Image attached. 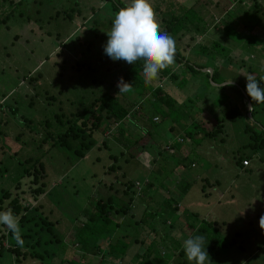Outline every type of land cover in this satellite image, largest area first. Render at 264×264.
Wrapping results in <instances>:
<instances>
[{
	"label": "trees",
	"instance_id": "16d2710c",
	"mask_svg": "<svg viewBox=\"0 0 264 264\" xmlns=\"http://www.w3.org/2000/svg\"><path fill=\"white\" fill-rule=\"evenodd\" d=\"M21 1L24 0H20L18 3ZM89 1L91 0H82L81 2H78V0H50L52 4L51 7L54 10L51 20H55L56 23L60 22V24L62 22L68 23L75 20V31L76 29H78V31L75 32L73 36H71L72 32L69 33L62 42H59L58 44H61V46H56L53 52L45 56L48 61L37 65L35 69L28 72L21 81L22 85L19 86L22 88L24 87L27 91H35L33 94L36 95L39 89L38 87L40 86V84H38L39 81L43 79V76L45 77L49 70H51L52 73L57 74L59 78L67 79L66 84L69 91L68 93H71L75 98L76 103H74L79 110L67 113L61 108V110L55 108L51 111L52 113L50 115L48 114L46 118L42 120V127L44 130L42 131L41 138L45 145H49L50 149L59 146L70 150L71 142H75L78 143V148L74 151V154L77 157L84 158L85 154L83 153V150L89 151L90 146L94 145V142H98V140L101 143V146H99L101 149L107 147V140L113 137L114 133H118V145L124 148L127 152V158L124 156L123 152L119 155L114 154V156H110L113 164L107 169H104L103 173L104 177L106 175L111 176L112 174H117V179H115L114 182L115 184L112 183L109 187H107V184H104V186L110 191L114 190L116 184L123 187L122 194L126 198L118 195L119 191L116 190L115 195L120 198V202L122 203L121 206L113 204L114 201H112L111 196L97 199L91 212H85L87 217L81 213L84 217L83 221H86L85 224L82 223L84 224L83 230H92L90 235L94 238L100 233L103 234V232H108L110 236H115V232H119L120 227L123 225L128 226L126 217L129 215L131 216L130 213H133V215H138V217L134 216L135 219L133 220L137 227V234L139 235L137 239L133 240V242H136L137 244L141 242L140 240L144 237L154 236L147 246L150 247L153 245V247H156L158 244H161V247H163L166 245L165 243L167 240L164 238L166 236L159 234L157 230L160 226L165 225L174 227L173 224L175 223V219L179 221V218H184L194 226L192 227L190 224L186 225V227L189 228H199V223H207L206 225L209 227L208 232H210V234L208 235V242L205 241V248L207 252L211 251V253L215 255L213 257V264H249L251 259L257 258L258 256L251 257L247 262H244V256L240 255L238 249H234L231 254H226L227 250L225 249V246L227 244H230L227 247L233 246L232 244L235 242V236L229 240L228 236L223 235L226 234V232L227 234L232 235L238 234L239 232L238 229H235L233 224H228V221L231 220L226 218L228 214L224 213V209L225 206L234 205L240 201L242 194L240 185H237L235 188H230L228 193H226L225 199H223L222 202H220V206H218V208L223 207L222 212L226 217H223L218 221L214 219L213 221L207 222V220L211 218H206L205 214L201 217L194 212L188 214L187 207L189 208V204L191 203L189 201H184V208H186L187 211H183L185 214L180 217H178V214H175L180 208H182V199L188 194L191 188V183L183 182L181 177L178 176L176 183L173 182L172 184H169L170 187L166 188L163 187L166 186L162 184L163 180L159 178L163 177L161 172L156 174V176L153 175L154 178L151 181H147L146 179H134L133 175L129 174L130 170L129 172L127 170L121 172L123 169L118 164L123 158L126 159H124V161L127 163L130 161H136L133 154L127 151L134 150L135 147H139V149L142 148L140 153L141 155H145L143 148L146 150L148 144L146 143L142 146L136 145V142L140 140V133L137 134V132L140 130L147 134L152 133L153 125L160 124L162 119L161 116H163L167 119L169 117L171 118V124L168 128L170 132H174L175 128H180L186 131L184 135L179 134L173 142H165L164 146H166L171 152V154L168 155H173V152L179 150V147L183 144L190 143L193 136L194 138L196 137L194 140L198 142L196 143V146H200L201 144L199 142H202V140L206 138L216 139L219 134H223L222 137H225L226 122H229L232 125L237 123V127L244 126L243 134L247 136L246 138L248 142L242 144L245 145L243 146L244 149L237 146L238 148L234 147L231 150L233 153V166L230 164L229 166H232L235 172L232 178L226 177L222 180V177H220L213 180L211 175L217 163L213 164L212 162L209 170L204 171L201 175H194V178L197 177V180L199 179L198 181L201 184L204 200L208 201V203H205L206 206H210L213 198L211 195L215 193L213 190L218 186H221L220 183L224 185L225 188H229V185L232 182L237 181V178L243 176L251 177L253 174L257 173L254 164L257 160L259 161L257 155L264 156V103H254L249 110L248 104L252 102L246 94L245 86L246 77L252 76L257 81H260L261 86L264 87V71H262V69H264V25L259 27L258 24L259 21L260 23H264V0H261L262 3H259V0H227L228 3H232L231 5L237 4L236 9L242 13L240 16L242 22H237L234 27L232 25H224L223 20L222 22H218L217 19L214 18V20L219 23L217 24L220 25L218 27L225 31L223 35H218L220 38H227L232 42L237 34L243 36V39L238 42L237 46H233V48H235V55L239 58L240 64H238V62L232 65L228 60V54L230 51L226 48V46L232 44L224 42V39L223 41H211L207 43L209 38L207 37L208 33L206 32V29L209 30L207 27L213 23L212 17L215 13L208 12L205 17H200L196 12V6L200 4L199 0H193L189 5H187V1L191 0H150L161 25V29L167 31L175 38V65L162 71L157 81L146 85L142 73V62L129 65L120 60L121 67L119 68L118 75L115 76L117 81L109 86V88H100L96 90L94 88L95 84L103 82L106 77H98L95 75L92 66L103 59L109 58L103 52V46L106 44L108 38L106 32L111 28L114 14L119 11L120 8L127 6L128 0H97L99 3L105 1L103 9L106 10L103 15L98 16V13V17L95 16V13L93 14L92 11H94L93 9L98 8L100 6L99 4H96L97 6H90V15L87 13L88 11L84 10ZM9 2H12V0H9ZM210 2L214 3L215 1ZM261 5L263 6L262 8ZM215 9H219L217 4L215 5ZM223 11V13L229 15L228 12L231 10L228 11L226 8ZM84 14L86 16H83ZM250 14L257 19L250 18ZM11 16V12L1 7L0 26L1 24H5ZM94 17L97 18L93 20ZM28 19V23L31 24V18L28 17ZM203 27L204 30H202ZM218 27L215 28L218 29ZM188 34H190L191 38L195 41L196 48H199L203 52V57L199 59V63L188 57L189 55L187 51L191 48L189 44L183 40ZM41 35L43 37L38 36L34 45L38 41L41 42L43 38L49 39L51 37V34L50 37L44 36L49 35L48 32L45 34L42 33ZM196 35H199L200 37H197ZM60 36L61 35L56 34L53 39L57 41ZM69 37L70 39H68ZM197 38H200V40L196 41ZM65 40L67 41L64 42ZM224 43L228 44L226 45ZM218 47L223 48V51L221 49L220 52L218 51L215 53V49ZM207 55L211 56L214 66L208 65L209 61L204 58L205 56L207 57ZM248 59H253V63L250 64V66L247 64ZM88 61L94 64L90 66L87 64ZM223 63L232 66L229 68H231L230 73L233 76L236 78L237 76H240L238 80L236 78L232 79L234 81L233 86H219L226 81L218 75V69H220V65ZM215 66H217V69H215ZM201 69L206 78L203 83L204 86L198 90L195 89L196 84L189 82L188 78L183 76V73L186 72L188 75H192L197 72L200 73ZM68 71H72L74 74L67 76ZM121 77L125 82L132 84V90L130 92L120 94L125 95L128 98L134 97L136 99L134 104L132 102L133 106L131 108H127L121 103L116 95L111 93V91L115 89L119 94L117 82ZM70 84L72 85L70 86ZM216 91H219V93H216ZM214 93L216 94V97L213 96ZM10 97L11 94H4L0 102L3 99L5 101L8 100ZM84 97H87L88 99L83 101ZM45 98V107H55L57 101L54 94ZM5 101L3 104H5ZM32 104L33 99L31 98L29 105L31 106ZM12 113L15 114L16 112L14 111ZM254 113L257 118L253 117L250 127L248 121L251 120L250 116L252 117ZM178 114H182L178 116L180 118L183 115L185 118L188 117L190 119L189 123H186L185 126L178 124L175 120L177 119L178 121H181L180 118L176 117ZM248 114L250 115L249 117ZM240 120L246 121L247 124H244V122L239 123L241 122ZM255 126H257L258 129ZM130 129H132L134 142L124 139V134L130 133ZM134 129H136V132H134ZM136 136H138L139 139H137ZM94 137L95 141L92 139ZM220 140L225 142L223 138ZM101 149L98 148L97 150ZM162 153V151L154 148L155 156L161 157ZM186 156L187 155L181 154V157L178 159L179 161H176V171H181L178 168H183V171H186L187 168L192 169L194 167L193 162H188ZM155 158H153V164L156 161ZM250 158L251 160H248ZM222 160L219 162L222 163ZM261 160L262 159H260V161ZM159 161L155 162L156 166H158L157 163ZM244 161L248 163L247 166L243 165ZM146 162L150 161H145V171L148 169L145 165ZM25 164L28 167H25L23 177L29 180L28 194L32 197L33 202L37 203L39 199L47 193L44 182V179L47 177L46 167L39 160L34 161L32 159H27L25 160ZM155 168L153 170L157 173V168ZM258 172H260L258 173L259 176L262 171L260 170ZM146 175H148V171ZM262 180L261 177L260 182L264 183ZM249 181L253 182L252 179H249ZM209 185L211 187H209ZM142 186H146L149 189V197L143 196V193L141 192ZM262 186L263 185H260V187ZM19 187L20 185H17L14 190L18 191ZM130 194L132 195L130 196ZM158 195H161L162 198H159ZM136 199L139 201L137 200V202ZM24 203L25 202L20 199V196L17 193L11 195L10 191H2L0 194V212L11 210L18 218L19 225H22L26 220L24 215ZM138 205H140V207H138ZM201 206L202 205H200V207ZM232 212L240 216L242 215V210H234ZM190 215L194 216L193 220L195 221L192 223L191 220L188 219ZM247 218H249L248 215L246 216V219ZM29 220L35 222L40 229L51 224L47 219L38 217H32ZM109 225H111V228L108 230ZM177 226L179 228L178 231L180 232L179 222L177 223ZM246 227L250 228L252 226H245V228ZM201 228L202 227L198 229V232L201 231L203 234L207 235L208 233H204ZM73 234L74 232L68 233L67 237L69 242L72 240L71 236ZM182 235L183 231H181L180 236ZM9 236L12 237V234L8 229L0 225V256L3 255V252L7 251L14 256L12 258L14 264H23L25 262H30L31 264H48L55 258V253L48 252L47 249L38 250L36 247L40 242H43L46 245L48 243L56 244L58 241L59 244L56 235L49 237L41 231V233L37 234L34 240H30V242L26 244L24 241L29 238V236H24L21 233V238L24 242L23 245H18L14 239V246L6 248L5 243L8 242ZM262 243L263 242L259 244V249L262 248ZM128 246L129 244H125L120 248L122 249L120 250L121 254L115 252L110 239L107 242L105 241L104 243H101L100 246L97 247L101 250H103L101 247L105 249L103 257L108 264H116L114 259H117V263L120 260L114 257L113 254H116L117 257L118 255L125 257V249L127 250ZM176 246L177 247L172 250L170 257L165 260L167 264H173L171 259L183 255L182 244L180 246L179 243ZM242 250L245 249L242 248ZM135 256H137V254ZM21 257L23 258V262L20 260ZM46 257L49 260L48 262H45ZM216 260L219 261V263H216ZM161 261L163 260H157L153 263L160 264ZM147 263L149 264L150 261L148 260ZM176 264H188V262L177 261Z\"/></svg>",
	"mask_w": 264,
	"mask_h": 264
},
{
	"label": "rangeland",
	"instance_id": "374dc122",
	"mask_svg": "<svg viewBox=\"0 0 264 264\" xmlns=\"http://www.w3.org/2000/svg\"><path fill=\"white\" fill-rule=\"evenodd\" d=\"M18 1L20 0H12V2H9V0H0V8H5L12 13L10 19L5 22V24H1L0 26V100L3 98L4 94H11V97L8 100L5 101L3 99L0 102V194L2 191H10L11 195L17 193L19 194L20 199L25 202L24 215L26 220L22 225L20 224V229L21 233L24 236L28 235L29 238L25 239L24 242L27 244L30 240H34L37 234L41 233V231L49 237L56 235V238L59 240V244L58 241L56 244L48 243L46 245L43 242H40L36 247L38 250L47 249L48 252L55 253V258L48 264H108L106 259L103 257L105 249L101 247L103 249L101 250L97 246H100V244L105 241L107 242L109 239L111 240L112 247L116 253H120V250H122L120 248H122L125 244H129L127 250L125 249V257L122 255H118L117 257L116 254H113L114 257L120 260L117 263V259H114L116 264H148V260L150 261L149 264H154L153 262L157 260H163L160 264H167L165 260L170 257L172 250L177 247V244L180 243L181 246L183 243L182 240L186 236L189 238L195 235H202L205 237V241L208 242V235L210 232H208L209 227L206 225L207 223H199V228L202 227V231H204V233H208L206 235L201 231L198 232L199 228L186 227V225H189L190 222H187L184 218H179V221L175 219V223L173 224L174 227L165 225L160 226L157 230L159 234L166 236L164 237L167 240L165 246L161 247V244H158L156 247H153V245L148 247L147 244H149L154 236L142 238L140 240L141 242L137 243V245L136 242H133V240L137 239L139 236L133 219H135L134 216L138 217V215H133V213H130L131 216L129 215L126 217L128 226L123 225L120 227L119 232H115V236H110L108 232H103V234L100 233L94 238L90 235L92 230H83L86 221H83L84 217L81 213L87 217L85 212H91L97 199L111 196L112 201H114L113 204L121 206L122 203L120 202V198L115 195L116 190L119 191L118 195L126 198L122 194L123 187L116 184L114 190L110 191L104 186V184H107V187L111 186V184L115 182V179H117V174H112L111 176L106 175L104 177L103 173L104 169H107L111 166V164H113L110 156H114V154L119 155L123 152L124 156L127 158V152L124 148L118 145V133H114L113 137L107 140V147H103L104 149L99 147L101 146V143L98 140V142H94L95 144L90 146L89 151L83 150V153L85 154L84 158L77 157L74 154V151L78 148V143L71 142L70 150L59 146L50 149L49 145L44 144L41 138L42 131L44 130L42 127V120L45 119L48 114L50 115L53 109L59 108V110L62 109L67 113L79 110L75 104V98L71 95V93H68L69 91L66 84L67 79H61L57 74L52 73V71L49 70L51 73L47 72V76H43V79L38 83L40 86L38 87L39 89L36 95L39 96L33 94L35 91H27L24 87L22 88L19 86L22 85L21 81L28 72L35 69L37 65L48 61L45 56L53 52L56 46H61V44H58L59 42H62L63 39L71 32V36H73L78 29L75 31V20L68 23L62 22L61 24L60 22L56 23L55 20H51L54 10L51 7L52 4L50 0H42V2L41 0H24L20 3H18ZM81 1L82 0H78V2ZM210 1L215 2L211 3ZM192 2L193 0L187 1V5ZM199 2L200 4L196 6V12L200 17H205L208 12H213L216 15H213V23L207 27L209 30L206 29V32L208 33L207 37L209 38L208 41L206 40L207 43L211 41H223L224 39V42L232 44L230 45L231 47L226 46V48L230 51L228 54V60L231 65L238 62V64H240L239 58L235 55V48H233V46L236 47L238 42L243 39V36L241 34H237L232 42L227 38L222 39L219 36L223 35L225 31L218 27L220 26L218 25V22H222V20L224 25H232L233 27L237 22H242V19L240 18L242 13L236 9L237 4L231 5L232 3H228L227 0H199ZM259 3H262L261 0H259ZM96 4H99L100 6L93 9L94 11H92V13H95V16H97L98 13V16L103 15V13L106 12V10L103 9L105 1L99 3L97 0H91L88 4H86L84 10L88 11L87 13L90 15V6H97ZM216 4L219 9H215ZM262 7L263 6L261 5V8ZM226 8L228 11L231 10L228 12L229 15H227V13H223V10ZM83 16L86 15L84 14ZM28 17L31 18V24L27 21L29 20ZM97 17H94L93 20ZM214 18H216L218 22L215 21ZM250 18L254 19L256 17L250 14ZM258 24L259 27L264 25V23H260V21ZM204 27L202 30H204ZM215 27H218V29ZM47 32L49 35L44 36L50 37L51 34V37L49 39L43 38L41 42L38 41L34 45L37 37H40L42 36V33L45 34ZM56 34L61 35L57 41L53 39ZM196 36L200 37L199 35ZM70 37L68 39H70ZM183 40L188 43L191 48L187 51L189 55L188 57L199 63V59L203 57V52L199 48H196L195 41L191 38L190 34L185 36ZM199 40L200 38L196 39V41ZM221 49L223 51V48L218 47L215 49V53L218 51L220 52ZM204 58L209 61L208 65L214 66L211 56L207 55V57L205 56ZM252 63L253 59H248L247 64L250 66ZM87 64L92 66L94 63L88 61ZM120 64V60L112 61L110 58H107L92 66V69L95 71V75L98 77H106L103 82L95 84V90L100 88H109V86L113 85L117 81L115 76L118 75L119 68L121 67ZM231 65L226 63L221 64L220 69H218L219 77L224 80L235 79L236 77L230 73L231 68L229 67ZM215 69H217V66H215ZM72 74H74L72 71H68L67 76H71ZM183 76H186L189 82L196 84L195 89L199 90L202 86H204L203 83L206 76L202 69L200 73L197 72L192 75H188V73L184 72ZM239 78L240 76H237L236 79L238 80ZM71 85L72 84H70V86ZM111 93L116 95L121 103L127 108H131L136 101L134 97L128 98L125 95L118 94L115 89L112 90ZM216 93H219V91H216ZM52 94L56 97L57 102L55 103V107L47 108L44 106L45 97H50ZM215 95L216 94L214 93L213 96L216 97ZM31 98L33 99V104L30 106L29 103ZM87 99V97H84L83 101H86ZM4 101L5 104H3ZM14 111L16 112L15 114L12 113ZM179 115L182 114H178L176 117L180 118L178 117ZM161 117L162 119L160 124L153 125L152 133L147 134L146 132L140 130L137 132V134L140 133V140L136 142V145L142 146L146 143L148 144V148L146 150L143 148L145 155H141L140 153L142 148L139 149V147H135L134 150L132 149L127 151L133 154L136 161H130L131 163H127L124 161L125 158H123L120 160L118 165L123 169L121 172L126 170L129 172L130 170L129 174H132L134 179H146L147 181H151L156 174L161 172L163 177L159 178L163 180L162 184L166 185L163 187L166 188L170 187L169 184H172L173 182L176 183L177 177L180 176L183 182L191 183V188L184 199H182V208H180V210L175 214H178V217L185 214L183 213V211H186V208H184V201H189L191 203L189 204V208L187 207L188 214L194 212L201 217L203 214H206L205 212L209 210V207L205 205L208 201L204 200L201 184L198 181L199 179L197 180V177L194 178V175L198 176L204 171L209 170L212 162L213 164L217 163L211 175L213 180L220 177H222V180L226 177L232 178L235 172L232 167L233 153L231 150L237 146L244 149L243 146L245 145L242 144L248 142L246 138L247 136L243 134L244 126L237 127V123L232 125L229 122H226L225 137H222L223 134H219L216 139L206 138L202 140V142H199L201 144L200 146H196V143L198 142L194 140L196 137L194 138L193 136L190 143L188 142L183 144L179 147V150H175V152H173V155H168L171 154V152L166 146H164L165 142H173L179 134L184 135L186 131L180 128H175L174 132H170L168 128L171 124V118L169 117L167 119L163 116ZM253 117L257 118L255 113L252 117L250 116L251 120L248 121L250 127ZM184 118L185 117L183 115L180 118L181 121H178L177 119L175 120L178 124H181V126H185L186 123H189L190 119L188 117ZM240 121L241 122L239 123L244 122V124H247L244 120ZM255 127L257 128V126ZM134 132H136V129H134ZM136 137L139 139L138 136ZM221 138H223L225 142L221 141ZM92 139L94 140L95 137ZM124 139L134 142L132 129H130V133L124 134ZM97 147L101 150H97ZM154 148L163 152L161 156L162 160L161 157L154 155ZM181 154L187 155L186 157L188 158V162H193L194 167L192 169L187 168L186 171H183V168H178L181 171L175 170L176 161H179L178 159L181 157ZM257 156L259 161L257 160L254 163L257 173L253 174L251 177L243 176L237 178V181L232 182L227 189L228 193L230 188H235L237 185H240L242 193L239 202L234 205L225 206L224 213H227L228 216H224L222 212L223 207H219L212 212L210 216L211 219H206L207 222L213 221L214 219L218 221L223 217L231 220L228 221V224H233L235 229L239 230V236H242L243 239H248L246 241L248 246L251 244L253 245L256 242V239H254L255 237H252L251 233H246V228L243 223L244 220H247L246 216L256 211L261 213L262 217H264V183L260 182L261 177L264 182V156ZM153 158H155L156 161L160 160L157 163L158 166H156V161L154 164L152 163ZM27 159H32L34 161L39 160L46 167L47 177L44 179V182L47 193L45 196L41 197L37 203H34L30 194H28L29 180L23 177L24 169L25 167H28L25 164V160ZM260 159L262 160L260 161ZM220 160H222V163L219 162ZM248 160H251V158ZM145 161H150L145 164L148 168L146 171L144 170ZM229 164L232 166H229ZM155 166L157 168V173L153 170ZM260 170L262 172L258 176V173H260L258 171ZM147 171L148 175H146ZM249 179H252L253 182L249 181ZM17 185H20V187L18 191H15L14 189ZM220 185L221 186L217 187V191L225 188V186L221 183ZM260 185L263 186L260 187ZM209 187L211 186L209 185ZM148 190L149 189L146 186H142L141 192L144 197H149ZM131 195L132 194H130V196ZM158 196L159 198H162L161 195ZM137 200L138 199H136V201ZM259 202L263 204L261 205ZM199 205H203L204 208L202 210L196 208ZM248 205H250V207H248ZM138 207H140V205H138ZM250 208H252V210H250ZM234 210H242V215L240 216L238 214H234L232 212ZM32 217L47 219L51 224H48V226L46 225L42 228L44 230H42L35 222L29 220ZM208 217L209 216L207 215L206 218ZM193 218L194 216L192 215L188 217V219L191 220V223L195 221ZM178 222L180 224V232L178 231ZM111 225L108 226V230L111 228ZM191 226L194 227L193 224ZM253 226L257 229H261V232L264 235V220L261 221V223H255ZM173 229H176V231H173ZM181 231H183L182 236H180ZM69 232H74L71 236L72 240L70 242L67 237ZM223 235L228 236L229 240L234 237V235L227 234V232ZM256 237L258 239L261 238L260 235H257ZM234 239L240 241L239 239H236V237H234ZM250 239H252L253 242ZM13 240V237H8V242L5 243L6 248L14 246ZM242 243H245V241H242ZM228 245L230 244L225 246V249L227 250L226 254H231L234 249L233 246L227 247ZM136 254L137 256H135ZM208 254L213 264V257L215 255H213L211 251H208ZM262 254H264V251ZM262 254L260 253L257 258L251 259L249 264H264V256H262ZM13 257L14 256L7 251L3 252V255L0 256V264H14V260L12 259ZM179 257L171 259L172 263L176 264L177 261L184 262V259H186L184 252L183 255L180 258ZM20 260L23 262L22 257ZM48 261L49 260L46 257L45 262ZM216 263H219V261L216 260ZM23 264L31 263L25 262Z\"/></svg>",
	"mask_w": 264,
	"mask_h": 264
},
{
	"label": "clouds",
	"instance_id": "9594fccd",
	"mask_svg": "<svg viewBox=\"0 0 264 264\" xmlns=\"http://www.w3.org/2000/svg\"><path fill=\"white\" fill-rule=\"evenodd\" d=\"M103 52L112 61L122 60L129 65L142 62L144 83L149 85L159 79L160 73L175 65L176 41L161 29L150 0H128L127 6L114 14ZM264 71V69H262ZM232 79L220 87L233 86ZM119 94L132 90L121 77L117 82ZM245 91L251 102L264 103V87L252 76L246 77ZM264 217H261V221ZM0 225L6 227L18 245H23L18 218L11 210L0 212ZM205 237L195 235L183 240L182 248L188 264H212L205 248Z\"/></svg>",
	"mask_w": 264,
	"mask_h": 264
},
{
	"label": "crops",
	"instance_id": "0c3cea01",
	"mask_svg": "<svg viewBox=\"0 0 264 264\" xmlns=\"http://www.w3.org/2000/svg\"><path fill=\"white\" fill-rule=\"evenodd\" d=\"M227 189H228V187H226V188H224V189H222L220 191H217V188L214 189V192L215 193L213 195H211V197H213V198H212L211 203L209 202L210 203L209 210L207 212H205L206 213L205 216L208 215L210 217L211 214H212V212L215 211L218 208V206H220V204H221L220 202H222V200L225 199V197H226ZM259 203L261 205L263 204L261 202H259ZM248 207H250V205H248ZM203 208H204L203 205L201 207L199 205V209L200 210H202ZM250 210H252V208H250ZM248 216H249V218H247L248 220H244V224H245V226H252V227H250V228L249 227H246V233L247 232L251 233L252 237L253 238L255 237L254 239H256V242L253 245L251 244L252 246L251 245L248 246L246 244V241L248 239H246V238L243 239L242 236H239L240 233L238 232V234H235L234 236L236 237V239H239L240 241L235 240V242L232 244L233 245V249H238L240 255L244 256V262H247L248 259L251 258V257L259 256V254L260 253L262 254L263 251H264V249H263L264 248V239H263L264 238V235L261 232V229H257V228H255L253 226L255 223L260 222V219L262 217V214L255 211L253 213H250ZM174 231H176V229H174ZM257 235H260L261 238L258 239L256 237ZM186 237L188 238V236H186ZM187 238H185V239H187ZM250 240L253 242L252 239H250ZM242 241H245V243H242ZM261 242H263V243L261 245L262 248H260L261 249L260 250L258 246H259V244ZM242 248L245 249V250H242ZM243 251H246V252H243ZM262 256H264V254H262ZM184 261L186 262L187 260L184 259Z\"/></svg>",
	"mask_w": 264,
	"mask_h": 264
},
{
	"label": "built area",
	"instance_id": "2783aa9c",
	"mask_svg": "<svg viewBox=\"0 0 264 264\" xmlns=\"http://www.w3.org/2000/svg\"><path fill=\"white\" fill-rule=\"evenodd\" d=\"M243 165H244V166H247V165H248V163H247L246 161H244V162H243Z\"/></svg>",
	"mask_w": 264,
	"mask_h": 264
},
{
	"label": "water",
	"instance_id": "95a60500",
	"mask_svg": "<svg viewBox=\"0 0 264 264\" xmlns=\"http://www.w3.org/2000/svg\"><path fill=\"white\" fill-rule=\"evenodd\" d=\"M249 105V104H248ZM249 109V108H248ZM248 116H250L249 114H248Z\"/></svg>",
	"mask_w": 264,
	"mask_h": 264
}]
</instances>
